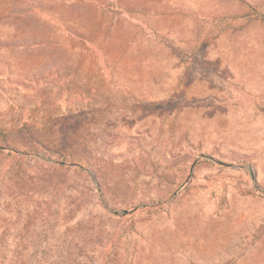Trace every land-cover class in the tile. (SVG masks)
Masks as SVG:
<instances>
[{"label":"rangeland","instance_id":"1","mask_svg":"<svg viewBox=\"0 0 264 264\" xmlns=\"http://www.w3.org/2000/svg\"><path fill=\"white\" fill-rule=\"evenodd\" d=\"M0 264H264V0H0Z\"/></svg>","mask_w":264,"mask_h":264}]
</instances>
